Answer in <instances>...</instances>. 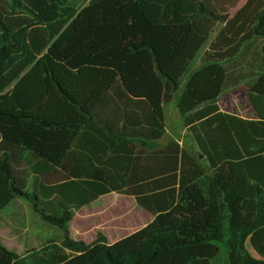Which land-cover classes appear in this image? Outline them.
<instances>
[{
  "label": "trees",
  "instance_id": "1",
  "mask_svg": "<svg viewBox=\"0 0 264 264\" xmlns=\"http://www.w3.org/2000/svg\"><path fill=\"white\" fill-rule=\"evenodd\" d=\"M242 85L256 120L219 106ZM172 102L203 160L156 145ZM111 193L154 219L74 239ZM16 198L63 241L0 238V264H264V0H0V211Z\"/></svg>",
  "mask_w": 264,
  "mask_h": 264
},
{
  "label": "rangeland",
  "instance_id": "2",
  "mask_svg": "<svg viewBox=\"0 0 264 264\" xmlns=\"http://www.w3.org/2000/svg\"><path fill=\"white\" fill-rule=\"evenodd\" d=\"M206 47H204L203 51L206 49ZM203 51L190 66L186 74L182 77L178 96L183 93L191 73H194L203 66V63H201ZM245 96L246 88L244 85H242L237 89L228 90L225 92L222 95L221 104L229 105L230 109H235L240 112L241 109L245 108V106L249 104L248 99ZM166 107L168 120L167 123L170 136L179 138V140L183 142L184 148L200 156L201 160H203L204 157H201L202 155L199 154L198 148L191 135H189L188 132L183 128L181 116L176 108V102H172ZM30 190L32 191V188H30ZM111 201L113 202L108 207L104 206L105 203ZM133 204L134 203L132 199L128 196L120 197V195L116 193H111L101 199V201H97L96 204L92 205V207L102 205L98 211L101 217H103L104 214H106L107 217L120 215L119 220L127 225L120 227L121 233L126 234V232H130V230L133 228L135 229V227L142 225L149 217L152 216L149 213H144L143 209L138 205V207L132 206ZM86 217L87 216L84 215V210L77 214L74 223L70 228L73 237H76L80 234L81 223L86 221ZM103 225L111 229L109 221L107 222V225ZM93 231V228L86 229L85 235L88 236V234ZM0 238L6 245L10 246L12 251L16 252L21 257H25L28 253V250L33 248L38 249L42 247V245L47 241L52 240L57 243H61L63 241V231L43 221L34 211L32 203L29 200L16 198L12 200L7 207L0 211ZM221 247L223 249L221 255L222 263L227 259V252L222 245ZM249 248L253 252L250 245Z\"/></svg>",
  "mask_w": 264,
  "mask_h": 264
},
{
  "label": "crops",
  "instance_id": "3",
  "mask_svg": "<svg viewBox=\"0 0 264 264\" xmlns=\"http://www.w3.org/2000/svg\"><path fill=\"white\" fill-rule=\"evenodd\" d=\"M223 26V25H222ZM216 32L217 31H215L213 34H212V36H211V38H210V40L208 41V43L210 44V42H211V40H213L214 39V37H215V35H216ZM206 44L204 47H206L207 45H209V44ZM204 47L202 48V50L200 51V53H202V51H203V49H204ZM208 47V46H207ZM207 47H206V49H207ZM205 49V50H206ZM204 50V51H205ZM204 51H203V53H204ZM200 53H199V55H200ZM199 55H198V57H199ZM197 57V58H198ZM247 99H248V97H247V93H246V96H245ZM221 98H222V96H221ZM221 98H220V100H219V106H220V108H221V110L223 111V112H226V113H228V114H232V115H236V116H239V117H241V118H243V119H246V120H256L257 119V116H256V113H255V111H254V109L252 108V106L250 105V103L248 104V105H246L245 106V108H243V109H241V111L240 112H238L237 110H235L234 108V110H232V109H230L229 108V105H222L221 104ZM248 102H249V100H248ZM167 107H165V124H166V135H165V137L164 138H162V139H160L159 141H157L156 142V145H158L159 146V148H163L170 140H172V141H175V142H178L182 147H184V144H183V142L182 141H180L179 140V138H177V137H171L170 136V134H169V129H168V123H167ZM182 125H183V128L186 130V128L184 127V124H183V121H182ZM187 131V130H186ZM188 132V131H187ZM188 134H189V132H188ZM190 135V134H189ZM151 144H154L153 142L151 143ZM118 195H120V197H122V196H128V195H121V194H118ZM107 195H105V196H102V197H100L97 201H101V199H103L104 197H106ZM129 198H131L132 199V201H133V205L132 206H137L138 205V203L136 202V199L133 197V196H128ZM119 200H120V198H119ZM97 201H95V202H93V203H91V204H89V205H87V206H85V207H83L82 209L84 210V215H86L87 217L85 218V220L86 221H83L82 223H81V226H80V228H81V230H80V234L79 235H77L76 237H73L74 239H80V240H83V241H85L86 243H92L93 241H95V239L97 238V235H98V233H101V234H103L104 236H106L107 237V239H108V242L110 243V244H113V243H115V242H117V241H119L120 239H122V238H124V237H126V236H128V235H130L131 233H133V232H135V231H137V230H139V229H141V228H143V227H145L148 223H150L153 219H154V216L152 215L151 217H149L142 225H139V226H137V227H135V229L133 228L132 230H130V232L128 231V232H126V234L124 233V234H122L121 233V229H120V227H124V225L125 226H127L124 222H121L120 220H119V216L120 215H118V216H109V217H107V215L106 214H104V216L103 217H101L100 215H99V209L102 207V205L101 206H95V207H92V205L93 204H96V202ZM125 201V200H124ZM112 202L113 201H111V202H107V203H105L104 204V206H106V207H108L110 204H112ZM139 206V205H138ZM137 206V207H138ZM140 207V206H139ZM142 208V207H141ZM82 209H80L77 213H76V215H75V217H74V219H73V221L71 222V224H70V228H71V226H72V224L74 223V220H75V218H76V216H77V214L80 212V211H83ZM143 209V208H142ZM86 210V211H85ZM143 211H144V213H148L146 210H144L143 209ZM150 214V213H149ZM101 215H103V214H101ZM143 215H146V214H143ZM125 217H128V216H125ZM147 217V216H146ZM109 221V224H110V226H111V229H109L108 227H106V226H104L103 224H106L107 225V222ZM89 224V225H87V224ZM93 228V232H90L89 234H88V236L87 235H85V232H86V229H92ZM71 233H72V231H71ZM112 235V236H111ZM73 236V235H72ZM3 242V241H2ZM4 243V242H3ZM4 245H6L5 243H4ZM10 250H11V248H10V246L9 245H6Z\"/></svg>",
  "mask_w": 264,
  "mask_h": 264
},
{
  "label": "water",
  "instance_id": "4",
  "mask_svg": "<svg viewBox=\"0 0 264 264\" xmlns=\"http://www.w3.org/2000/svg\"><path fill=\"white\" fill-rule=\"evenodd\" d=\"M201 157H203V156H201Z\"/></svg>",
  "mask_w": 264,
  "mask_h": 264
}]
</instances>
